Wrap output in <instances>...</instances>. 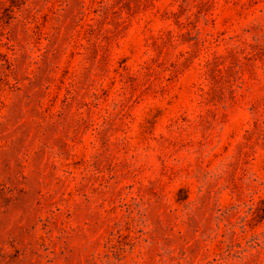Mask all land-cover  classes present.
Listing matches in <instances>:
<instances>
[{
    "label": "rangeland",
    "instance_id": "374dc122",
    "mask_svg": "<svg viewBox=\"0 0 264 264\" xmlns=\"http://www.w3.org/2000/svg\"><path fill=\"white\" fill-rule=\"evenodd\" d=\"M0 264H264V0H0Z\"/></svg>",
    "mask_w": 264,
    "mask_h": 264
}]
</instances>
